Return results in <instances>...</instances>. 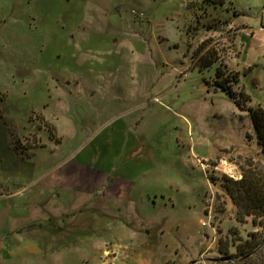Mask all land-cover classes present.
<instances>
[{
	"label": "rangeland",
	"instance_id": "374dc122",
	"mask_svg": "<svg viewBox=\"0 0 264 264\" xmlns=\"http://www.w3.org/2000/svg\"><path fill=\"white\" fill-rule=\"evenodd\" d=\"M217 82L264 108V0H0V264H217L221 239L236 253L231 230L255 228L222 178L264 156ZM66 114L126 129L123 196L46 184L73 152L99 158L91 132L51 139Z\"/></svg>",
	"mask_w": 264,
	"mask_h": 264
},
{
	"label": "crops",
	"instance_id": "0c3cea01",
	"mask_svg": "<svg viewBox=\"0 0 264 264\" xmlns=\"http://www.w3.org/2000/svg\"><path fill=\"white\" fill-rule=\"evenodd\" d=\"M239 53L241 54V52ZM65 72L67 75H73L69 70ZM66 77L67 80L64 85L67 83L73 86L72 78L69 76ZM64 85L60 86L63 87ZM63 90L66 93L68 105L72 106L73 91L68 88ZM65 117L71 123V126L67 122L64 125L60 123L58 125L56 123L50 124L51 128L46 132L52 136L51 139L64 140L82 138L85 133L91 132V137L100 140L97 149L99 158L95 161L88 160L87 154L82 155V151L73 152L70 163L65 171L57 169L53 174V178L46 184H50L55 188L62 187L77 196L89 197L94 194H100L105 197L123 196L122 193H124L126 184L125 182L119 181L117 179L118 175L113 173L111 160L118 153V140L122 139L124 141L128 138L126 136V129L121 126H115V124L113 125V121H111L113 116L97 118L95 115L93 119L84 120L85 124H90L88 127L86 125H73L68 114ZM97 123H101V125L98 126ZM76 160L80 163L75 162ZM122 168H125L124 172L129 171L132 174L137 171L132 165H123Z\"/></svg>",
	"mask_w": 264,
	"mask_h": 264
},
{
	"label": "trees",
	"instance_id": "16d2710c",
	"mask_svg": "<svg viewBox=\"0 0 264 264\" xmlns=\"http://www.w3.org/2000/svg\"><path fill=\"white\" fill-rule=\"evenodd\" d=\"M205 1L210 3L222 0ZM216 60L218 59L206 58L202 61V65L207 67ZM217 76L223 78V69H218ZM238 79L236 77L237 82ZM227 81L229 82V80ZM217 84L236 101L240 109L250 111L257 140L264 156V108H246L244 103L249 100V97L244 92H241L237 97L231 86L220 82ZM243 95L246 96V101L240 99ZM242 169V177L238 180L223 175L222 187L237 207L236 220L243 224L251 221L255 229L248 232L245 238L240 236L237 229L231 230L237 247V252L233 254L228 252V240L221 239L219 251L223 255L222 258L227 259L217 258V264H264V164L257 165L250 161ZM213 179L217 180L215 177ZM167 264L172 263L168 262Z\"/></svg>",
	"mask_w": 264,
	"mask_h": 264
},
{
	"label": "water",
	"instance_id": "95a60500",
	"mask_svg": "<svg viewBox=\"0 0 264 264\" xmlns=\"http://www.w3.org/2000/svg\"><path fill=\"white\" fill-rule=\"evenodd\" d=\"M222 259H227V258H222Z\"/></svg>",
	"mask_w": 264,
	"mask_h": 264
}]
</instances>
